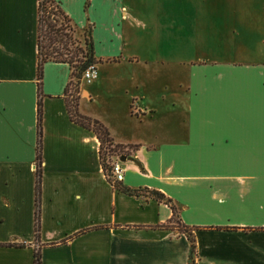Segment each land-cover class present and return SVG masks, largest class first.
<instances>
[{
  "label": "crops",
  "instance_id": "crops-1",
  "mask_svg": "<svg viewBox=\"0 0 264 264\" xmlns=\"http://www.w3.org/2000/svg\"><path fill=\"white\" fill-rule=\"evenodd\" d=\"M53 1L77 30L90 27L94 79L97 66L139 67L138 78L127 79V119L157 116L145 92L136 93L152 83L157 100L168 99L166 118L179 115L180 125L167 124L152 139H119L121 132L95 119L114 144L135 146L136 162L120 161L123 179L112 183L96 136L68 115V64L44 63L38 88V0H0V264H34L36 252L40 264H188L190 257L193 264H264V32L259 61L226 47L213 58L190 57L182 36L175 51L145 45L160 13L141 12L147 6L136 1ZM200 1L219 9L220 0ZM132 30L144 34L134 42ZM133 43L136 50H127ZM172 64L187 74L184 83L173 78L181 97L165 94L163 79L146 77ZM83 90L91 102L93 91ZM121 188L162 193L177 220L163 201Z\"/></svg>",
  "mask_w": 264,
  "mask_h": 264
},
{
  "label": "rangeland",
  "instance_id": "rangeland-1",
  "mask_svg": "<svg viewBox=\"0 0 264 264\" xmlns=\"http://www.w3.org/2000/svg\"><path fill=\"white\" fill-rule=\"evenodd\" d=\"M133 1H136L138 8L143 9V6H147L148 11L141 12L160 13L159 20L153 21L150 24L152 26L145 31L146 35L142 36L143 30L139 34L136 30H132L130 36L135 40L134 42H136V35H139L145 38L143 41L147 47H160L161 52L166 50L169 52L180 47L182 36L183 48L189 49L190 57H193L194 51H198V53L213 58L214 55L222 53L226 47L232 50V54L240 53L245 58L252 57L256 61L261 60L259 52L263 45L259 34L264 32V0H220L219 9L217 6L199 5L200 0H187V2L182 0V5L180 2L177 4L178 0H125L127 3H133ZM73 39L80 47L85 48L81 31L76 30L73 33ZM129 48L136 50V43L128 46L127 50ZM162 55L165 57L164 54ZM138 68L136 65L132 67L110 66L109 68L97 66V80L93 79L89 83L83 81L82 78L79 80L75 90L77 110L79 105L81 112L87 113L89 117L103 124L108 122L118 135L121 132L119 139H136L139 135L152 139L156 136L154 132L157 131L160 135L161 129L167 124L179 126V115L166 118L165 107L169 106L168 99L162 103L158 101L159 99L152 93V83L145 87L146 90H136V93L145 92L146 103L155 105L157 116L148 118L140 124L126 118L125 111L129 106L128 101H131L129 96L133 93L132 90L125 92V89H129L127 79L131 76L138 78ZM146 77L163 79L168 85L165 94L181 97L183 91L173 84V78L184 83L187 74L185 70L180 72L176 70L175 64L170 67L157 65L148 70ZM75 82L74 78L72 85ZM158 82L160 83L161 80ZM72 85L70 86L71 91L75 89ZM83 86L93 91L91 102L86 99L87 94ZM130 111L132 114L136 113V101H133ZM112 143L111 145L105 143L102 149L109 163L114 162V159L121 155H131L135 148L132 145H118L113 141Z\"/></svg>",
  "mask_w": 264,
  "mask_h": 264
},
{
  "label": "trees",
  "instance_id": "trees-1",
  "mask_svg": "<svg viewBox=\"0 0 264 264\" xmlns=\"http://www.w3.org/2000/svg\"><path fill=\"white\" fill-rule=\"evenodd\" d=\"M77 30L72 21L63 13L57 3L53 0H38L37 4V80L38 88L42 78L43 64L46 62H59L67 63L70 69V77L66 87L67 101L66 107L70 120L75 124L82 126L94 133L99 142V158L100 164L109 175L110 163L107 161L106 154L103 152V145L113 144L107 129L99 121L82 115L77 110V103L75 97V90L79 84L83 72L90 66L95 65L99 61L95 59L93 46L91 41L90 27L82 31L84 36L85 48L80 47L76 40L73 39V33ZM115 61V60H110ZM75 78L76 82L72 85V80ZM72 85L73 91L70 90ZM37 128H38V141H37V159L40 157V107L38 103L37 108ZM118 146V145H117ZM111 180V178H110ZM112 182V180H111ZM113 183V182H112ZM118 184V183H114ZM122 192L128 195L138 196L140 194L147 197L154 198L158 201H163L167 204L172 212L174 221L177 220L178 214L175 206L171 203L169 198H166L162 193L154 190L147 189H130L121 188ZM35 231L38 230L37 211L35 218ZM187 237L190 241V254L193 252V240L190 233L187 232ZM34 264H40L39 253L34 254ZM193 260L190 257V262Z\"/></svg>",
  "mask_w": 264,
  "mask_h": 264
},
{
  "label": "built area",
  "instance_id": "built-area-1",
  "mask_svg": "<svg viewBox=\"0 0 264 264\" xmlns=\"http://www.w3.org/2000/svg\"><path fill=\"white\" fill-rule=\"evenodd\" d=\"M96 76V67L95 65H90L82 74V80L89 83L91 80H93ZM109 175L113 183H119L123 179V168L121 167V163L118 160V157L116 160L112 163H110L109 168Z\"/></svg>",
  "mask_w": 264,
  "mask_h": 264
},
{
  "label": "water",
  "instance_id": "water-1",
  "mask_svg": "<svg viewBox=\"0 0 264 264\" xmlns=\"http://www.w3.org/2000/svg\"><path fill=\"white\" fill-rule=\"evenodd\" d=\"M118 160L121 161V162H125L126 160H130V161L136 162L135 159L132 156H125V155L119 156Z\"/></svg>",
  "mask_w": 264,
  "mask_h": 264
}]
</instances>
